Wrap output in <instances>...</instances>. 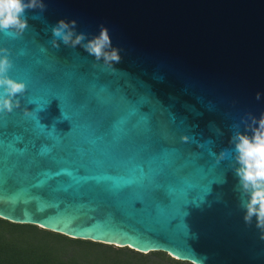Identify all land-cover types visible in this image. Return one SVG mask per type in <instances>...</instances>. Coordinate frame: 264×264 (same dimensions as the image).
<instances>
[{
  "label": "water",
  "instance_id": "obj_1",
  "mask_svg": "<svg viewBox=\"0 0 264 264\" xmlns=\"http://www.w3.org/2000/svg\"><path fill=\"white\" fill-rule=\"evenodd\" d=\"M43 3L22 36L0 33L27 85L0 113V217L193 264H264L238 177L212 155L233 122L264 112V0ZM61 19L85 42L106 27L114 69L53 48Z\"/></svg>",
  "mask_w": 264,
  "mask_h": 264
},
{
  "label": "clouds",
  "instance_id": "obj_2",
  "mask_svg": "<svg viewBox=\"0 0 264 264\" xmlns=\"http://www.w3.org/2000/svg\"><path fill=\"white\" fill-rule=\"evenodd\" d=\"M46 5L43 0H0V33L12 39L22 36L28 29L26 11L39 9L43 12ZM77 21L59 20L51 29L53 48H59L62 42L65 46L82 47L97 62L103 60L104 66L113 68L119 63L120 50L112 46L109 31L103 25L98 35L87 39L86 34L76 31ZM46 50V49H45ZM11 51L7 47H0V113H11L20 108V99L26 92L27 85L9 75L13 68ZM256 99H261V93H256ZM31 112L25 109V115ZM218 136L224 133L215 129ZM231 135L229 147L223 148L218 154L213 152L215 161H228L229 167L238 177L236 191L240 195V207L245 210L244 222L252 224L260 231V239L264 240V112L256 117L252 113H245L237 122L230 126ZM188 136H182L187 142ZM194 264H203L201 260H194Z\"/></svg>",
  "mask_w": 264,
  "mask_h": 264
},
{
  "label": "trees",
  "instance_id": "obj_3",
  "mask_svg": "<svg viewBox=\"0 0 264 264\" xmlns=\"http://www.w3.org/2000/svg\"><path fill=\"white\" fill-rule=\"evenodd\" d=\"M0 264H193L166 251L142 253L87 239L71 238L30 223L0 217Z\"/></svg>",
  "mask_w": 264,
  "mask_h": 264
},
{
  "label": "bare ground",
  "instance_id": "obj_4",
  "mask_svg": "<svg viewBox=\"0 0 264 264\" xmlns=\"http://www.w3.org/2000/svg\"><path fill=\"white\" fill-rule=\"evenodd\" d=\"M148 249H149V248H148ZM148 249H147V250H148ZM147 250H146V251H147Z\"/></svg>",
  "mask_w": 264,
  "mask_h": 264
},
{
  "label": "rangeland",
  "instance_id": "obj_5",
  "mask_svg": "<svg viewBox=\"0 0 264 264\" xmlns=\"http://www.w3.org/2000/svg\"><path fill=\"white\" fill-rule=\"evenodd\" d=\"M169 254V253H168ZM172 257V256H171Z\"/></svg>",
  "mask_w": 264,
  "mask_h": 264
}]
</instances>
